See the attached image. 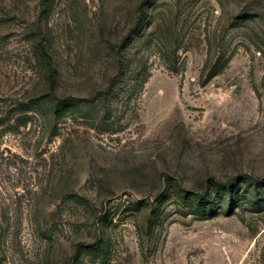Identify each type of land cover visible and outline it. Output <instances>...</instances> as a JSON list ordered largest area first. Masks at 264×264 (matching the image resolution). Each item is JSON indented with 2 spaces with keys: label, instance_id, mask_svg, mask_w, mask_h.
<instances>
[{
  "label": "rangeland",
  "instance_id": "374dc122",
  "mask_svg": "<svg viewBox=\"0 0 264 264\" xmlns=\"http://www.w3.org/2000/svg\"><path fill=\"white\" fill-rule=\"evenodd\" d=\"M0 0V264H264V0Z\"/></svg>",
  "mask_w": 264,
  "mask_h": 264
},
{
  "label": "trees",
  "instance_id": "16d2710c",
  "mask_svg": "<svg viewBox=\"0 0 264 264\" xmlns=\"http://www.w3.org/2000/svg\"><path fill=\"white\" fill-rule=\"evenodd\" d=\"M148 3H149V0H143L142 1L141 7H140L141 14H143L145 12V10H146V4H148Z\"/></svg>",
  "mask_w": 264,
  "mask_h": 264
}]
</instances>
